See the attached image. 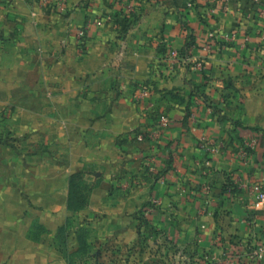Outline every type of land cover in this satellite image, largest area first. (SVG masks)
<instances>
[{
    "label": "crops",
    "instance_id": "0c3cea01",
    "mask_svg": "<svg viewBox=\"0 0 264 264\" xmlns=\"http://www.w3.org/2000/svg\"><path fill=\"white\" fill-rule=\"evenodd\" d=\"M238 1L210 14L209 0H0V135L28 150L0 142V264H68L56 243L77 173L90 197L76 214L93 238L135 241L148 210L179 244L215 255L264 241L252 190L264 187V142L249 162L236 155L264 131V25ZM212 29L235 40L207 54ZM190 49L206 76L172 58ZM161 116L158 140H135Z\"/></svg>",
    "mask_w": 264,
    "mask_h": 264
},
{
    "label": "rangeland",
    "instance_id": "374dc122",
    "mask_svg": "<svg viewBox=\"0 0 264 264\" xmlns=\"http://www.w3.org/2000/svg\"><path fill=\"white\" fill-rule=\"evenodd\" d=\"M247 4L249 8H239L245 7L244 12L249 9V14H257L255 19L264 25V0H244V5ZM24 141L21 135L13 134L9 130L0 135L3 145L21 154L28 151L23 147ZM72 185L75 194L71 200V215L66 225L76 231L74 246H70L68 237L62 231L58 233L56 243L64 250L70 264H252L248 262V256L245 257V262L237 259V251H240L238 248L223 247L215 255L211 246L204 242L181 245L163 230L151 225L149 216H145L147 221L140 218L139 236L130 243L119 241L114 236L105 239L93 238L88 227L79 225L76 214L89 200L90 184L85 175H82L74 178ZM254 264H264V261Z\"/></svg>",
    "mask_w": 264,
    "mask_h": 264
},
{
    "label": "built area",
    "instance_id": "2783aa9c",
    "mask_svg": "<svg viewBox=\"0 0 264 264\" xmlns=\"http://www.w3.org/2000/svg\"><path fill=\"white\" fill-rule=\"evenodd\" d=\"M43 3L49 4L50 0H42ZM210 3H220L223 4V9H227L228 5L231 0H209ZM190 8H195V3H188ZM210 14H214L216 12V8L212 6L208 9ZM87 28L82 27L77 30L76 32V42L77 47L81 53H85L87 49ZM234 34L231 31H224L219 29H212L207 33V40L202 45V50L205 51L207 54L211 53L212 45L216 43H220L223 46L234 41ZM192 49L189 50L188 53L182 55L179 51L173 50L172 51V58L174 59H182L186 62L192 63L194 69L196 71H203L205 70V63L203 60L200 59H192ZM169 118L167 116H161L157 121L156 125L151 129H142L134 133V138L136 141L143 142V141H155L160 138L162 133L167 129L169 125ZM257 143L255 140L246 141L242 145H240L236 151L237 157L241 158L245 162H249L253 158V154L256 150ZM252 190L256 194V206L259 209L264 210V187L261 184H254L252 186ZM144 216H149L150 212L148 210L144 211ZM237 251V259H240L241 262H245V257L248 256L252 264L259 263L264 261V241H262L259 237L254 235V238L247 240L245 242H241L239 244Z\"/></svg>",
    "mask_w": 264,
    "mask_h": 264
},
{
    "label": "trees",
    "instance_id": "16d2710c",
    "mask_svg": "<svg viewBox=\"0 0 264 264\" xmlns=\"http://www.w3.org/2000/svg\"><path fill=\"white\" fill-rule=\"evenodd\" d=\"M195 2V0H186V4H185V7L186 8H190L189 6H188V3H194ZM247 2H249V0H247ZM213 8H217V9H222L223 8V4H222V2H220V3H218V4H216V3H213L212 5H211ZM197 7L198 6H196V4H195V8H193V9H197ZM198 10V9H197ZM213 16V15H212ZM188 39H191V43H188L187 44V47L189 48V47H191L192 46V44L193 43H195L194 42V40H195V38L193 37V35L192 34H189L188 35ZM206 70H203V71H200V74L202 75V76H206ZM233 125L234 126H236V123H233ZM251 130H253V131H255L256 133H257V136L255 137L256 138V143L258 144V145H260V146H262V144H263V142H264V131L262 130V129H251ZM244 143V140L241 142V145ZM82 175H84L83 173H77V174H73V175H71V177H70V179H69V185H70V193H69V202H68V207H69V210H71V200H72V197L74 196V194H75V192H74V190H73V185H72V183H73V179L74 178H76V177H81ZM232 192H235V190L234 189H232ZM87 203L88 202H86L79 210H81L82 208H84L86 205H87ZM78 210V211H79ZM140 218H141V220H143V221H147L148 219H146L145 218V216H144V213L141 211V213H140ZM69 219V218H68ZM67 219V220H68ZM140 220V221H141ZM66 223H67V221H66ZM66 223L62 226V227H60V229H59V231H58V233L59 232H65V234H66V238L68 237V230L70 229V228H68L67 227V225H66ZM58 235V234H57ZM241 243V241H238V244L237 245H239ZM58 248H59V250L65 255V252H64V250H61V248L58 246ZM65 258H66V260H67V262H68V264H70L69 263V260H68V258L66 257V255H65Z\"/></svg>",
    "mask_w": 264,
    "mask_h": 264
}]
</instances>
